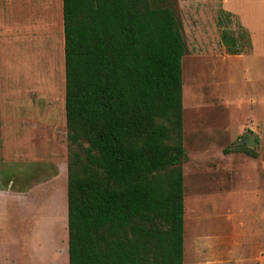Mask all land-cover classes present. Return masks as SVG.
Instances as JSON below:
<instances>
[{"label":"rangeland","instance_id":"obj_1","mask_svg":"<svg viewBox=\"0 0 264 264\" xmlns=\"http://www.w3.org/2000/svg\"><path fill=\"white\" fill-rule=\"evenodd\" d=\"M165 3L185 45L181 264H264L263 0ZM67 149L61 0H0V190L19 193L21 218L34 193L24 216L40 222L23 264L63 251Z\"/></svg>","mask_w":264,"mask_h":264},{"label":"trees","instance_id":"obj_2","mask_svg":"<svg viewBox=\"0 0 264 264\" xmlns=\"http://www.w3.org/2000/svg\"><path fill=\"white\" fill-rule=\"evenodd\" d=\"M61 18L67 264H181L180 21L165 0H61Z\"/></svg>","mask_w":264,"mask_h":264},{"label":"crops","instance_id":"obj_3","mask_svg":"<svg viewBox=\"0 0 264 264\" xmlns=\"http://www.w3.org/2000/svg\"><path fill=\"white\" fill-rule=\"evenodd\" d=\"M35 196L36 195L34 193H31L27 195V197H25L22 201L25 214L27 213V210L33 206L34 200L36 198ZM8 201V212L6 214H0L3 215L0 216V264H23L22 261L27 258L25 256L29 250L28 247L30 246V242L33 246H36L38 243V240L35 241L33 236H35V226L39 225L40 222L36 223L35 219L29 220L27 218L28 216H24L25 214L23 215V218H21L19 214V209L21 207V201L19 202V193L14 192V190H7L6 192L0 190V203H7ZM21 222L22 224H29L30 226H26L27 228L23 226V229L21 230L20 228L19 231V225ZM44 222L47 221L43 220V223ZM49 228L48 233L51 241V227ZM44 237L45 236H42L43 239ZM20 241H22L24 245L22 247L23 249L20 246ZM50 250L51 248H48V253H45V255H48L49 259L51 256ZM55 264H67L66 242L64 244L63 251L59 255V258L56 259Z\"/></svg>","mask_w":264,"mask_h":264}]
</instances>
